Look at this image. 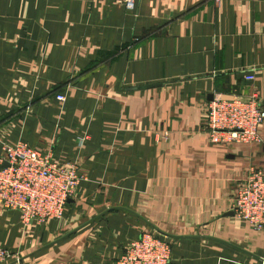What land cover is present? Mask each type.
<instances>
[{
  "label": "crops",
  "instance_id": "0c3cea01",
  "mask_svg": "<svg viewBox=\"0 0 264 264\" xmlns=\"http://www.w3.org/2000/svg\"><path fill=\"white\" fill-rule=\"evenodd\" d=\"M252 95L264 110V0H0V147L83 177L61 219L0 206L5 264H116L144 232L169 264H264V231L228 214L264 169V123L221 146L205 121L214 97Z\"/></svg>",
  "mask_w": 264,
  "mask_h": 264
},
{
  "label": "built area",
  "instance_id": "2783aa9c",
  "mask_svg": "<svg viewBox=\"0 0 264 264\" xmlns=\"http://www.w3.org/2000/svg\"><path fill=\"white\" fill-rule=\"evenodd\" d=\"M123 4L126 10L134 11L135 0H123ZM244 78L254 79L251 74ZM56 100L63 103L65 97L58 94ZM205 121L212 144L261 143L259 130L264 123V110L256 95L248 99L214 97L206 105ZM83 142L84 138H80L79 145ZM0 149V206L16 211L25 224L61 219L83 179L75 166L62 165L51 155L22 142L2 144ZM232 212L253 231H264V169H249L236 191ZM11 256L12 252L0 247V264ZM170 259L169 243L157 233L144 232L128 243L116 264H169Z\"/></svg>",
  "mask_w": 264,
  "mask_h": 264
},
{
  "label": "water",
  "instance_id": "95a60500",
  "mask_svg": "<svg viewBox=\"0 0 264 264\" xmlns=\"http://www.w3.org/2000/svg\"><path fill=\"white\" fill-rule=\"evenodd\" d=\"M142 88V87H141ZM143 89H146V87H144ZM212 98V97H211ZM3 166H7V164H4ZM229 215H232L233 214V212H230V213H228Z\"/></svg>",
  "mask_w": 264,
  "mask_h": 264
}]
</instances>
